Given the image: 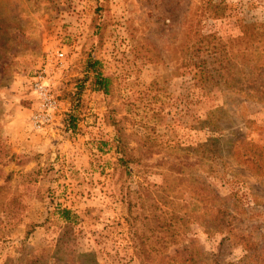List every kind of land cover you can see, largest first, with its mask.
I'll return each mask as SVG.
<instances>
[{
  "label": "rangeland",
  "instance_id": "374dc122",
  "mask_svg": "<svg viewBox=\"0 0 264 264\" xmlns=\"http://www.w3.org/2000/svg\"><path fill=\"white\" fill-rule=\"evenodd\" d=\"M23 120L47 149L14 147ZM0 264H264V0H0Z\"/></svg>",
  "mask_w": 264,
  "mask_h": 264
},
{
  "label": "built area",
  "instance_id": "2783aa9c",
  "mask_svg": "<svg viewBox=\"0 0 264 264\" xmlns=\"http://www.w3.org/2000/svg\"><path fill=\"white\" fill-rule=\"evenodd\" d=\"M52 61L58 69L66 68V53L57 51ZM54 83V72L46 67L37 71L31 79L30 90L35 95L36 105L30 117V124L35 131L43 132L57 127L60 100Z\"/></svg>",
  "mask_w": 264,
  "mask_h": 264
},
{
  "label": "trees",
  "instance_id": "16d2710c",
  "mask_svg": "<svg viewBox=\"0 0 264 264\" xmlns=\"http://www.w3.org/2000/svg\"><path fill=\"white\" fill-rule=\"evenodd\" d=\"M91 64L92 63H89V66L86 65L85 72H86L88 77L90 75L93 76V82L92 83L94 85V90L95 91H99V92L107 93V91H108V89H107L108 80L106 78L102 77L101 73L96 71V69L94 67V65L96 63H93V65H91ZM81 91H82V88L77 89V94L76 95L80 94ZM75 118H76V114H75L74 111H70L69 113L66 114V117L64 119L65 120L64 122L66 124L65 125L66 126V129H65L66 132H75L77 130L76 129L77 128V123H76L77 120H75ZM120 145L124 146V144H121V143H120ZM14 157L15 156H13L11 158V160ZM120 161H121V164L123 165V167H125V168H129L130 167V164H129L130 163V156L127 153H124V156L121 157ZM199 188H200L199 190H202V191L206 190V188L204 186H202V185H200ZM198 199L200 201H203L204 200L203 195H199ZM208 199H211L212 201H216V199H219V197L217 195H213V197H212V193H211L210 195H208ZM208 204H209V202H208ZM222 212H220V210H219L218 214L222 215ZM71 215H72V212L70 210H68V209L61 210V217L65 221H67V222L71 221ZM165 216L167 217V219L164 220V221L168 222L166 224L170 223L168 225V227H171L173 224H176V223L184 220L185 218H187V215H181L179 212L166 213ZM219 217L220 216L217 217L218 220H220ZM168 218H169V220H168Z\"/></svg>",
  "mask_w": 264,
  "mask_h": 264
},
{
  "label": "crops",
  "instance_id": "0c3cea01",
  "mask_svg": "<svg viewBox=\"0 0 264 264\" xmlns=\"http://www.w3.org/2000/svg\"><path fill=\"white\" fill-rule=\"evenodd\" d=\"M35 105H36V103H35ZM69 106V105H68ZM27 114V116L29 115V113L27 112L26 113ZM21 119V118H20ZM13 120L15 121V118H13ZM16 123H18V122H16ZM27 122L25 121V120H23V121H20L18 124V126L16 125V126H12V130L14 131L13 133H14V140L15 141H13V139L12 140H10L11 141V143L14 145V147L19 151L20 149H19V147L20 148H31V150H44V149H47L48 148V146H49V139L48 138H46L43 134H39V135H33L32 137H31V140H27V139H25L24 138V135H25V132L23 131V129H25V124H26ZM15 129H17V130H15ZM28 129V127L26 128V130ZM50 134V133H49ZM53 134H51V136H52ZM19 140H20V143H19ZM63 147L64 148H68V145H67V142L66 143H64V144H60V143H58L57 145L56 144H53V145H51V149H53V148H57L58 150H62L63 149ZM85 146L83 145V148H84ZM16 150V151H17Z\"/></svg>",
  "mask_w": 264,
  "mask_h": 264
}]
</instances>
